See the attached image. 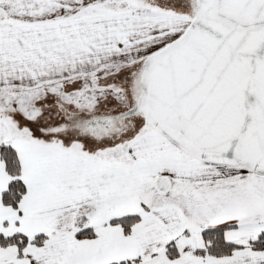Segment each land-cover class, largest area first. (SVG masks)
I'll list each match as a JSON object with an SVG mask.
<instances>
[{
    "label": "snow or ice",
    "instance_id": "obj_1",
    "mask_svg": "<svg viewBox=\"0 0 264 264\" xmlns=\"http://www.w3.org/2000/svg\"><path fill=\"white\" fill-rule=\"evenodd\" d=\"M0 264H264V0H0Z\"/></svg>",
    "mask_w": 264,
    "mask_h": 264
}]
</instances>
